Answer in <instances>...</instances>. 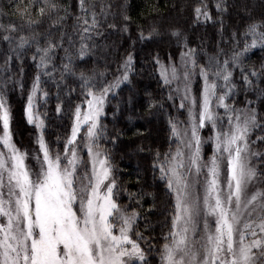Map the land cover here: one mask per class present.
<instances>
[{"label": "snow or ice", "instance_id": "obj_1", "mask_svg": "<svg viewBox=\"0 0 264 264\" xmlns=\"http://www.w3.org/2000/svg\"><path fill=\"white\" fill-rule=\"evenodd\" d=\"M75 7L72 12L61 0H0V264H153V251L159 264H264V63L259 69L246 63L254 50L264 51V16L232 34L230 53L205 54L201 63L185 41L178 63L155 58L166 101L186 114L184 120L169 117L167 151L148 149L171 206L168 230L157 244L145 236L147 226L140 231L143 201L151 193L129 190L113 159L124 135L118 117L140 103L130 87L134 56L127 54L110 79L104 72L76 71V61L107 39L108 30L130 34L127 0L118 13L104 0H77ZM213 8L222 15L226 0H199L193 24L216 23ZM137 29L141 42L158 35L155 27ZM29 51L39 71L24 117L37 131L35 150L15 142L8 101L10 84L24 92L12 68L19 62L23 73ZM59 51L64 56L56 80ZM42 76L57 87L56 114L71 119L70 133L55 147L45 138L46 114L38 110L39 96L45 104L49 96ZM69 77L77 86L67 90L66 109L60 92ZM126 86L130 95L118 99ZM142 106L151 112L164 104L149 95ZM109 112L112 129L105 122ZM33 151L36 166L29 163Z\"/></svg>", "mask_w": 264, "mask_h": 264}, {"label": "trees", "instance_id": "obj_2", "mask_svg": "<svg viewBox=\"0 0 264 264\" xmlns=\"http://www.w3.org/2000/svg\"><path fill=\"white\" fill-rule=\"evenodd\" d=\"M61 2L66 6L72 5L70 11H77L75 7L77 0H61ZM97 2L99 4V0ZM104 2L111 3L113 11L117 13L120 11L117 5L122 0H104ZM198 2L199 0H127V12L132 18L130 34L108 30L107 39L98 40L97 47L85 57L83 62L76 61L77 73L83 71L90 75L93 72L97 74L104 72L110 79L117 65L122 63L127 54L132 53L134 56L135 67L130 87L137 93V100L140 103L136 105L134 112H125L123 116L118 117L116 126L124 130V135L116 143L113 159L120 169L121 182L129 190L151 193V195H146L143 201L142 214L146 219H141L140 231H144L147 226L148 231L145 232V236L154 237V243L157 244L162 243L160 237L168 230L165 225L169 222L167 218L171 206L163 183L153 175L152 153H149L148 149L151 148L153 152L156 149L167 151L171 135L168 120L170 116L173 117L174 108L171 107L170 102L166 101L168 90L163 88L160 83L159 67L155 64V58L158 56L160 61L166 62L169 61V56L175 59L177 53L184 50L185 41L188 47L197 49L201 63L205 60V54L214 55L221 49L225 53H230L233 45L232 34L235 32L239 35L251 20H259L264 16V0H226L227 11L222 15H217L215 9H212L216 23L194 25L193 7ZM97 11H99V7ZM72 23V20L67 22L66 27L69 32H71ZM117 23H119V16ZM138 25L144 29L145 33L155 27L158 35H155L151 41L141 42L138 39ZM47 26L46 22L39 30L43 32ZM173 32L180 33L179 39L172 35ZM56 36L58 37V33ZM76 39L78 40V37ZM78 46L77 43L76 47L78 48ZM72 51L75 52V49ZM254 51L255 54L251 55L246 63L259 69L260 65L264 63V51L259 49ZM31 55L32 51H29L23 60L25 82H31L39 71L32 62ZM63 56V51L57 53L56 80L60 79L61 60L59 58ZM2 62L3 58L0 57V63ZM12 72L18 79L19 62L14 63ZM237 79H239L238 76ZM76 86V82L71 77L67 78L61 86L63 90L60 92V96L65 100L66 109L67 90L69 87ZM9 88L8 98L12 104H15L20 101L18 97L21 92L18 87L11 90V84ZM42 88L49 93V96L46 104L44 100L39 102V112L42 115L46 114L45 138L55 147L58 138L63 141L64 137L70 133L71 119L66 113L57 115L55 112L57 104L55 83L48 77L42 76ZM26 90L27 86L25 85L24 92ZM129 95L126 86L125 91L118 99H127ZM149 95L162 102L164 107L155 108L151 112L147 111L142 103L148 99ZM241 99H243L242 96ZM72 102H78L75 95ZM117 102V100H113L112 104L115 105ZM12 107L14 108L13 105ZM16 110L19 114L18 108ZM129 115L133 117L131 121L128 120ZM105 122L109 129L113 128L111 112ZM137 132L140 134L137 135ZM252 138L255 139V133ZM30 140L28 138V141ZM106 147L112 148V145L108 144ZM141 148L144 151H141ZM125 202H127L126 198ZM150 259L153 264H159V256L155 251L150 253Z\"/></svg>", "mask_w": 264, "mask_h": 264}, {"label": "rangeland", "instance_id": "obj_3", "mask_svg": "<svg viewBox=\"0 0 264 264\" xmlns=\"http://www.w3.org/2000/svg\"><path fill=\"white\" fill-rule=\"evenodd\" d=\"M184 50H180V52L177 53L175 59H173V60L178 63L179 62L180 53H181V51H184ZM161 62L164 63V64H168L169 63V61L168 62L161 61ZM24 71H25V69L23 68V73H24ZM23 73L19 72V74L17 76V78H18L17 80H22L24 87H25V85L27 86V90L24 93H22V94L20 93V95L18 94L19 95L18 98H19L20 101L16 102L15 104H12L11 101L9 100V98H8V101H9V103L11 105V108H12V115H13L12 128H13V132H14V140L17 143L18 146L26 147V148H28L30 150H35L38 147L36 145V143H35L36 136H37V131H36V129L33 126L27 124V121H26V119L24 117V106L26 104L27 94H28V92L31 89V86H32V83H33L34 79L31 82H25V80L23 79V77H25V75H23ZM195 87L196 88L200 87V82L199 81H197V83L195 84ZM43 100H44V97L41 94L39 96V98H38V101L42 102ZM39 102H38V105H39ZM12 105L14 106V108L12 107ZM16 108H18L19 114L17 113ZM38 110H39V106H38ZM16 115H20V116L16 117ZM173 117L174 118H178L179 120H184L186 118V114L182 115V114L178 113L174 109ZM25 138H27V139H25ZM28 138L31 139V140L28 141ZM205 152H206V156L211 154V151L208 148L205 149ZM34 154H35L34 151L31 152L29 163L32 164L33 166H36V161L31 159V155H34Z\"/></svg>", "mask_w": 264, "mask_h": 264}]
</instances>
